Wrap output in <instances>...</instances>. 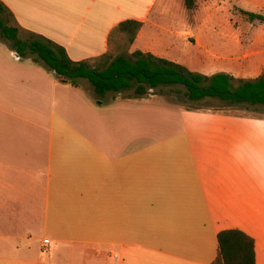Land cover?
<instances>
[{"label": "crops", "instance_id": "1", "mask_svg": "<svg viewBox=\"0 0 264 264\" xmlns=\"http://www.w3.org/2000/svg\"><path fill=\"white\" fill-rule=\"evenodd\" d=\"M73 61L140 50L205 75L264 74V0H0ZM5 45H7L5 43ZM0 42V264H211L239 229L264 264V120L109 101Z\"/></svg>", "mask_w": 264, "mask_h": 264}, {"label": "trees", "instance_id": "2", "mask_svg": "<svg viewBox=\"0 0 264 264\" xmlns=\"http://www.w3.org/2000/svg\"><path fill=\"white\" fill-rule=\"evenodd\" d=\"M188 18L196 9V0H183ZM247 20L264 21V15L240 10ZM142 22L128 19L112 31L120 34L128 46L124 52L102 55L94 63L73 61L64 47L21 27L8 7L0 1V39L20 58H30L52 71L60 81L74 87L87 79L93 92L104 97L108 92L131 90V98H144L150 90L170 87L187 103L215 98L228 104L264 106V74L254 79L235 78L224 72L205 75L182 64L144 53L128 52ZM187 110H197L189 107ZM217 254L211 264H255L254 239L239 229L221 230L216 235Z\"/></svg>", "mask_w": 264, "mask_h": 264}, {"label": "rangeland", "instance_id": "3", "mask_svg": "<svg viewBox=\"0 0 264 264\" xmlns=\"http://www.w3.org/2000/svg\"><path fill=\"white\" fill-rule=\"evenodd\" d=\"M1 45L9 47V43L4 39H0ZM5 43L7 45H5ZM128 46L125 40L120 34H116L110 39V54L117 55L120 52H124ZM12 50V49H11ZM12 57H19L17 53L12 50ZM210 75V74H209ZM80 86L82 89L92 91L96 99L109 101L111 97L118 96L121 99L131 98V90H126L122 92H108L104 97H100L93 92V89L87 79H79ZM148 95H155L161 98L164 102L172 105L184 108L187 110L189 107L197 108V110H187L192 112H202V113H216L228 115L236 118H248V119H262L264 120V106L256 105L250 106L246 104H228L226 102L220 101L215 98H206L201 101L186 102L181 97L170 93V87H161L159 89L150 90ZM147 95V96H148ZM146 96V97H147Z\"/></svg>", "mask_w": 264, "mask_h": 264}, {"label": "water", "instance_id": "4", "mask_svg": "<svg viewBox=\"0 0 264 264\" xmlns=\"http://www.w3.org/2000/svg\"><path fill=\"white\" fill-rule=\"evenodd\" d=\"M15 54H16V52H15Z\"/></svg>", "mask_w": 264, "mask_h": 264}]
</instances>
